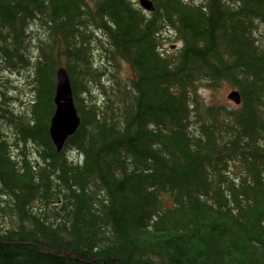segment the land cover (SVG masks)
Instances as JSON below:
<instances>
[{
    "label": "trees",
    "instance_id": "1",
    "mask_svg": "<svg viewBox=\"0 0 264 264\" xmlns=\"http://www.w3.org/2000/svg\"><path fill=\"white\" fill-rule=\"evenodd\" d=\"M151 1L0 0V264H264V0Z\"/></svg>",
    "mask_w": 264,
    "mask_h": 264
},
{
    "label": "water",
    "instance_id": "2",
    "mask_svg": "<svg viewBox=\"0 0 264 264\" xmlns=\"http://www.w3.org/2000/svg\"><path fill=\"white\" fill-rule=\"evenodd\" d=\"M140 6L147 12H154L155 6L151 0H139ZM228 99L236 105L242 104V98L237 90H233ZM55 113L51 119L50 135L58 151H61L80 126V117L74 103L72 82L68 70L60 67L57 70V85L55 94Z\"/></svg>",
    "mask_w": 264,
    "mask_h": 264
},
{
    "label": "rangeland",
    "instance_id": "3",
    "mask_svg": "<svg viewBox=\"0 0 264 264\" xmlns=\"http://www.w3.org/2000/svg\"><path fill=\"white\" fill-rule=\"evenodd\" d=\"M133 1L135 3H139L138 0H133ZM32 30L35 31L34 24L32 25ZM165 33L167 35L166 36L167 38L165 40L163 49H165L168 52L167 54L177 52L179 50V48L182 46V44L180 42L176 41L174 34L168 32V30ZM44 35L47 37V34L43 33L42 36H44ZM9 73L11 75H14V77L10 78L8 82L4 81V83L7 86L14 81H16V82L20 81V79L17 77V74H12L11 72H9ZM125 74H127V75L130 74V71L128 70V68L126 66H125ZM4 83H3V85H1L2 87L4 86ZM233 89H234V87H231L229 85H224L222 88H220L219 90H216V91H209L206 89H201L200 93H201V95H203L208 100H213V101H217V102H225V103H228L230 105H235L233 102L229 101V99H228V95ZM165 204H166V206H170L171 200L166 198Z\"/></svg>",
    "mask_w": 264,
    "mask_h": 264
},
{
    "label": "bare ground",
    "instance_id": "4",
    "mask_svg": "<svg viewBox=\"0 0 264 264\" xmlns=\"http://www.w3.org/2000/svg\"><path fill=\"white\" fill-rule=\"evenodd\" d=\"M78 130V129H77ZM77 132V131H76Z\"/></svg>",
    "mask_w": 264,
    "mask_h": 264
}]
</instances>
